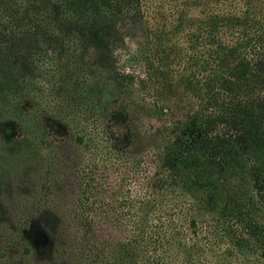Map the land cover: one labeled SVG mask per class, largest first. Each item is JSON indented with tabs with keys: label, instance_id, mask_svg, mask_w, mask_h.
<instances>
[{
	"label": "trees",
	"instance_id": "trees-1",
	"mask_svg": "<svg viewBox=\"0 0 264 264\" xmlns=\"http://www.w3.org/2000/svg\"><path fill=\"white\" fill-rule=\"evenodd\" d=\"M24 1L0 0V6ZM33 5L38 13L41 7L74 8L65 30L92 52L94 73L115 70L113 51L123 42L122 30H141L146 39L162 122L155 174L162 193L179 190L186 196L180 212L187 223L154 225L155 192L144 201L145 221L130 227L114 254L107 256L104 244L96 246L99 257L105 256L101 264H252L246 249L264 260V220L254 212L264 210V0H36ZM16 50L8 56L28 71L27 48ZM13 65L0 66L2 94L10 92ZM111 117L127 125L132 138L127 115ZM112 131L111 150L124 152L121 136Z\"/></svg>",
	"mask_w": 264,
	"mask_h": 264
},
{
	"label": "rangeland",
	"instance_id": "rangeland-1",
	"mask_svg": "<svg viewBox=\"0 0 264 264\" xmlns=\"http://www.w3.org/2000/svg\"><path fill=\"white\" fill-rule=\"evenodd\" d=\"M33 1L0 6V66L14 64L10 92H0V264H101L96 246L114 254L155 192L154 225L187 223L186 196L162 193L155 174L162 122L146 39L122 30L115 70L94 73L92 52L65 30L74 8L38 13ZM12 44L27 48L28 71L8 56L21 52ZM114 112L127 115L132 138ZM111 131L124 152L111 150ZM254 212L263 222L261 206ZM244 255L264 264L257 250Z\"/></svg>",
	"mask_w": 264,
	"mask_h": 264
}]
</instances>
